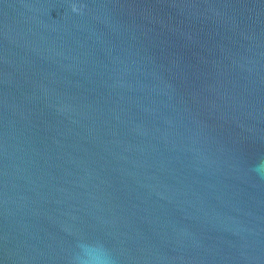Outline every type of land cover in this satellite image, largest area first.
Here are the masks:
<instances>
[{"label": "water", "instance_id": "1", "mask_svg": "<svg viewBox=\"0 0 264 264\" xmlns=\"http://www.w3.org/2000/svg\"><path fill=\"white\" fill-rule=\"evenodd\" d=\"M264 0H0V264H264Z\"/></svg>", "mask_w": 264, "mask_h": 264}, {"label": "clouds", "instance_id": "2", "mask_svg": "<svg viewBox=\"0 0 264 264\" xmlns=\"http://www.w3.org/2000/svg\"><path fill=\"white\" fill-rule=\"evenodd\" d=\"M254 171L264 176V160L255 165ZM71 261L72 264H114L111 253L103 244L85 240L77 242Z\"/></svg>", "mask_w": 264, "mask_h": 264}]
</instances>
